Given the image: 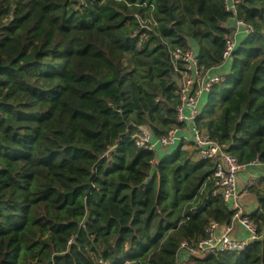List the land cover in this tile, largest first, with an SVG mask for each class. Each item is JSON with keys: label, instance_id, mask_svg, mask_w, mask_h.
I'll return each mask as SVG.
<instances>
[{"label": "trees", "instance_id": "1", "mask_svg": "<svg viewBox=\"0 0 264 264\" xmlns=\"http://www.w3.org/2000/svg\"><path fill=\"white\" fill-rule=\"evenodd\" d=\"M231 18L225 0H0V264H180L182 242L233 224L212 160L133 138L182 126L172 53L224 66ZM237 18L254 32L195 125L264 165V0H242ZM248 190L260 238L187 264H264V176Z\"/></svg>", "mask_w": 264, "mask_h": 264}, {"label": "built area", "instance_id": "2", "mask_svg": "<svg viewBox=\"0 0 264 264\" xmlns=\"http://www.w3.org/2000/svg\"><path fill=\"white\" fill-rule=\"evenodd\" d=\"M242 0H225L226 10L232 15L235 23L233 33L226 40L223 52V64L229 62L237 46V38L241 34L250 35L254 32L251 24L237 18L238 5ZM175 63H183L182 77L179 79V94L181 105L177 110V120L182 126L174 127L167 135L154 138L147 128H139L133 135L136 145L140 148L156 151L157 148H170L188 140L182 135L183 131L189 133V142L196 151L198 159H210L215 163L212 180L221 192L224 200L236 211L233 224L222 226L216 222L210 223L206 229V237L197 244L187 241L182 242L179 248L180 264H187L191 258H205L221 252H242L250 244L260 238L257 225L250 219L249 214L244 212L239 198L238 180L240 173L248 166L260 165L258 160L250 165H242L237 158L208 135L201 132L195 125L200 116V99L207 93L211 86L223 79L222 76L214 75L211 71H203L199 68L198 56L194 49H176L172 53ZM184 149H187L184 145ZM259 178H252L245 184V190L257 185ZM217 191L214 192V194ZM238 224L246 233L245 237L232 235L234 224Z\"/></svg>", "mask_w": 264, "mask_h": 264}, {"label": "crops", "instance_id": "3", "mask_svg": "<svg viewBox=\"0 0 264 264\" xmlns=\"http://www.w3.org/2000/svg\"><path fill=\"white\" fill-rule=\"evenodd\" d=\"M231 30L235 29V23L230 24ZM229 71V64L226 62L224 66L218 67L211 71L212 74L223 76L225 73ZM183 136L189 139V133L185 130L182 133ZM186 148H192L191 142L188 140L183 141ZM163 150V148H157V151ZM264 176V165H255L246 167L239 175L238 180V190H239V198L242 205V209L244 212L250 214V207L253 206L254 210H256V200L255 197L245 190V184L252 178H260ZM224 227L221 228L223 231ZM232 235L235 237H245L246 233L242 230V228L236 223L234 224V230L232 231Z\"/></svg>", "mask_w": 264, "mask_h": 264}, {"label": "rangeland", "instance_id": "4", "mask_svg": "<svg viewBox=\"0 0 264 264\" xmlns=\"http://www.w3.org/2000/svg\"><path fill=\"white\" fill-rule=\"evenodd\" d=\"M189 140H190V139H188V141H189ZM253 210H254V208H253V206H251V207H250V212L252 213Z\"/></svg>", "mask_w": 264, "mask_h": 264}]
</instances>
